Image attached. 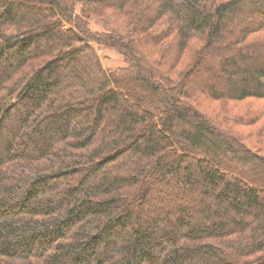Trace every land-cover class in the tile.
<instances>
[{"label": "trees", "instance_id": "16d2710c", "mask_svg": "<svg viewBox=\"0 0 264 264\" xmlns=\"http://www.w3.org/2000/svg\"><path fill=\"white\" fill-rule=\"evenodd\" d=\"M205 100L264 101V0H0V264H264V122Z\"/></svg>", "mask_w": 264, "mask_h": 264}, {"label": "rangeland", "instance_id": "374dc122", "mask_svg": "<svg viewBox=\"0 0 264 264\" xmlns=\"http://www.w3.org/2000/svg\"><path fill=\"white\" fill-rule=\"evenodd\" d=\"M78 9V8H77ZM79 9L77 10V12ZM116 19V17H114ZM120 22V21H119ZM89 28L93 33L103 32L102 27L97 24L96 21L90 20ZM97 56L100 60L101 66L104 70H115L117 68H122L125 66V59L115 50H109L102 46H94ZM231 108V110H230ZM199 109L205 114H210L212 116L224 117L223 114L228 115L226 119L236 116H240L244 121L247 122V126L242 129L236 127V130H239L242 135H250L256 133V129L259 130L263 126L264 116V101L259 102H246L238 105L231 106L230 104H224L219 102H212L209 100L202 101L199 104ZM232 111V112H231ZM229 113V114H227ZM256 119H260V122H256ZM234 127V125H233ZM263 128V127H262ZM252 132V133H251ZM253 137V136H252ZM255 138H252L254 141ZM251 142V141H250ZM257 143V142H256ZM264 143V139L263 142Z\"/></svg>", "mask_w": 264, "mask_h": 264}]
</instances>
